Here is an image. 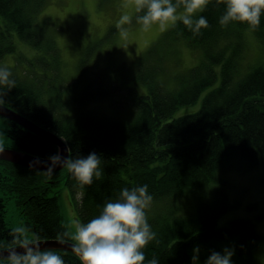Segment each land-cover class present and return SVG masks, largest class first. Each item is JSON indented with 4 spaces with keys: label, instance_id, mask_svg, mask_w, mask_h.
Masks as SVG:
<instances>
[{
    "label": "trees",
    "instance_id": "16d2710c",
    "mask_svg": "<svg viewBox=\"0 0 264 264\" xmlns=\"http://www.w3.org/2000/svg\"><path fill=\"white\" fill-rule=\"evenodd\" d=\"M44 3L45 0H0V58L15 50V32L34 47L45 42L58 56L44 24L36 21ZM222 12L223 5L210 0L200 13L207 17L209 26L199 34H193L180 21L171 27V32L183 37L189 46L202 48L205 60L178 75L180 79L173 90L152 75L141 77L149 92L133 97L135 109L127 119L97 116L82 105L75 117L58 119L48 105L38 100L32 85L13 74L16 86L7 93L4 104L58 133L69 145L72 157L96 151L103 157V172L92 185L81 188L66 168L49 174L0 159V248L11 245L13 228L6 220L7 198L3 193L17 197L34 236L72 240L62 212L64 187L73 199L74 194L82 192L76 211L77 218L86 221L98 214L106 199L115 198L122 187L147 183L153 194L150 206L158 205L163 211L147 212L157 236L145 247L146 259L156 256L161 258V264H191L194 246L199 245L203 261L211 250L222 251L223 244H231L237 257L250 259L242 264H252V260L254 264L256 247L264 238L256 224L247 218H236L225 226L218 225L220 217L232 207L219 170L234 160L249 161L251 167L262 161L264 182V67L252 68L234 82L241 47L228 51L230 47L221 43L231 36L240 38L241 28L249 26L235 21L221 26L218 20ZM252 29L259 37L264 36V16L261 24ZM143 65L144 60L138 69ZM219 75L220 84L206 94L198 110L175 116L181 106L196 103ZM90 96L91 93L85 99ZM7 120L11 124L8 134L16 148L45 158L59 151L49 140ZM203 190L196 197L195 215L173 211L176 200ZM55 250L65 264H81L75 253ZM5 260L0 259V264Z\"/></svg>",
    "mask_w": 264,
    "mask_h": 264
},
{
    "label": "rangeland",
    "instance_id": "374dc122",
    "mask_svg": "<svg viewBox=\"0 0 264 264\" xmlns=\"http://www.w3.org/2000/svg\"><path fill=\"white\" fill-rule=\"evenodd\" d=\"M134 4L135 0H45L35 17L37 22L44 24L58 56L45 42L40 47H34L15 32L13 40L16 48L1 57L0 64L9 66L12 74L31 84L38 100L44 106L48 105L58 119L75 117L81 105L85 111L97 116L127 119L135 109L133 97L149 92L148 85L141 77L152 75L165 88L173 90L175 81L180 79L178 75L205 60L202 48L189 46L183 37L171 32L173 25L163 30L158 26L143 30L136 22ZM125 11L132 18L131 23L126 25L130 30L127 41L116 27V21ZM241 29L240 38L231 36L221 43L230 47L228 51L241 47V61L234 82L250 69L264 67V36L259 37L251 27ZM142 60L144 65L138 69ZM220 80L219 75L217 81L202 92L196 103L181 106L175 116L198 110L203 98L220 84ZM89 93L90 98L85 99ZM10 126L8 120L0 115V147L16 148L15 141L8 134ZM262 164L259 161L256 167H251L249 161L234 160L228 167L219 170L226 182L228 201L232 204L220 217L219 226L227 225L232 219L247 218L256 224L264 237ZM204 192H194L176 200L173 211L180 215H195L198 211L196 197ZM79 193L81 195L77 197L76 193L73 199L70 190L63 188L62 212L70 232L74 230L71 221L77 218L76 203L79 204L82 199V192ZM3 194L8 199L6 220L9 225L13 228L24 226L33 235L22 216L17 197L7 192ZM202 200L207 201L206 198ZM151 211L157 213L163 210L157 205L147 209L148 213ZM226 246L233 248L231 244H223V247ZM242 258L234 254L232 259L234 264L250 260L245 256ZM254 264H264V238L261 245L256 247Z\"/></svg>",
    "mask_w": 264,
    "mask_h": 264
},
{
    "label": "clouds",
    "instance_id": "9594fccd",
    "mask_svg": "<svg viewBox=\"0 0 264 264\" xmlns=\"http://www.w3.org/2000/svg\"><path fill=\"white\" fill-rule=\"evenodd\" d=\"M210 0H135L136 22L143 30L158 26L161 30L177 21L182 22L193 34H199L209 26L202 15ZM223 5L219 24L227 26L231 22L244 23L255 28L261 24L264 16V0H215ZM130 14L122 12L116 21V27L125 41L130 30ZM16 86V79L7 65L0 64V105L5 96ZM70 151V149H69ZM103 157L96 151L87 155L62 156L59 152L50 155L45 161L43 171L53 174L57 168H66L83 188L99 179L103 169ZM81 193H77L79 197ZM153 201L149 185L136 184L122 187L115 198L106 199L98 214L84 221L75 218L71 221L74 241L73 250L79 256L81 264H161V258L153 256L146 259L145 247L152 242L157 233L148 220L147 209ZM12 243L4 247L5 264H65L63 256L56 250L45 247L39 236L30 235L24 226L11 229ZM68 235V233H65ZM63 240L62 236L57 237ZM201 249L194 246L191 264H234V249L224 247L222 251L211 250L201 261Z\"/></svg>",
    "mask_w": 264,
    "mask_h": 264
},
{
    "label": "water",
    "instance_id": "95a60500",
    "mask_svg": "<svg viewBox=\"0 0 264 264\" xmlns=\"http://www.w3.org/2000/svg\"><path fill=\"white\" fill-rule=\"evenodd\" d=\"M0 115L22 125L24 128L54 143L58 147L59 149L58 152L62 156H69V155L71 156L69 151L70 148L66 140L55 131L40 126L39 124L28 118L27 116L21 114L14 108L4 103L0 105ZM0 159L42 171L46 166L44 162L48 161L50 163L49 158L35 156L18 148H7V147H0ZM61 169H63V167L57 168L56 171H59ZM42 243L45 247L67 249L68 251L74 252L73 250L74 242L71 241L46 239V240H42ZM2 249L3 248H0V259L6 258V253H4Z\"/></svg>",
    "mask_w": 264,
    "mask_h": 264
}]
</instances>
